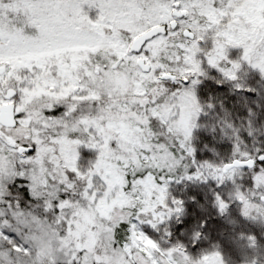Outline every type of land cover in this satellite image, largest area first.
<instances>
[{
	"label": "snow or ice",
	"instance_id": "6c2138e0",
	"mask_svg": "<svg viewBox=\"0 0 264 264\" xmlns=\"http://www.w3.org/2000/svg\"><path fill=\"white\" fill-rule=\"evenodd\" d=\"M0 264H264V0H0Z\"/></svg>",
	"mask_w": 264,
	"mask_h": 264
}]
</instances>
